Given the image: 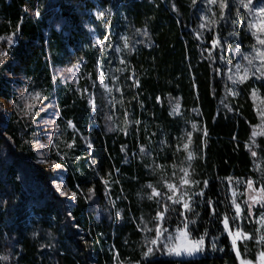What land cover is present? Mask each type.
Returning a JSON list of instances; mask_svg holds the SVG:
<instances>
[{
	"label": "trees",
	"instance_id": "16d2710c",
	"mask_svg": "<svg viewBox=\"0 0 264 264\" xmlns=\"http://www.w3.org/2000/svg\"><path fill=\"white\" fill-rule=\"evenodd\" d=\"M35 1L38 0H0V36L17 28L20 32L17 44L0 67V97L5 100L13 96L5 71L12 69L14 61L21 63L25 75L36 85L51 88L50 62L64 61L70 55L69 47H73L83 54L86 68L95 76L98 52L90 47L83 20L86 7L92 3L41 0L43 9L37 20L31 14ZM202 1L205 0H197L195 5L192 0H155L153 4L147 0L101 1L119 5L131 21V28L141 29L146 35L139 49L127 55L128 77L122 86L125 104L115 105L116 117L122 118L125 111L130 114V135L109 130L112 124L106 117L111 114L108 108L96 113L98 124L88 130L92 114L86 101L59 91L64 117L71 118L93 145L89 150L84 148L80 161L66 170V186L76 193L72 202L65 204L46 190L48 172L35 164L32 124L9 116L3 130L9 140L0 136V257H7L0 259V264H112L109 245L121 259L137 256V251L148 245L143 239L144 225L153 229L149 232V238H153L155 226L160 223L154 218L162 208L156 197L149 199L152 189L168 192L167 183H174L178 189L194 188L199 192L204 180L209 184L205 195L197 198L195 211L199 215L185 212V217L196 220L191 226V238L208 232L204 253L193 259L152 256L141 264H239L219 222L224 214H235L233 199L243 210L237 223L253 237L237 241L242 258L254 262L258 252L264 250V245L257 243L259 211L249 216L245 204L247 181L252 180L255 187L264 185V119L258 114L264 109V102L261 105L259 101L264 98V81L249 73V78L234 87L227 77L228 65L220 61L223 55L233 67L238 59L236 43L242 52H250L256 42L245 24L244 8H240L239 17L235 14L238 0H227L229 8L224 10L223 21L219 2L214 5L215 15L209 16L208 28L200 29ZM253 3L264 5V0ZM233 18L237 20L235 26L230 22ZM54 22L61 24V33L54 30ZM45 30L49 33L47 42ZM234 31L239 32L238 37L229 36ZM197 32L202 33L200 39ZM217 34L223 50L212 48L210 41ZM0 45L4 46V42L0 41ZM84 45L88 47L85 50ZM217 67L223 69L220 75L214 71ZM253 88L258 94H252ZM140 145L152 153L139 157ZM185 172L186 179L200 184L182 185ZM104 179L113 182L109 193L118 201L121 224H115L112 211L102 212ZM209 199L210 205L206 203ZM175 207L178 212L184 211L180 205ZM69 211L74 220L67 216ZM165 215L170 216L164 223L169 231L185 218L176 213ZM213 236L220 237L217 249L223 248V252L212 251Z\"/></svg>",
	"mask_w": 264,
	"mask_h": 264
},
{
	"label": "rangeland",
	"instance_id": "374dc122",
	"mask_svg": "<svg viewBox=\"0 0 264 264\" xmlns=\"http://www.w3.org/2000/svg\"><path fill=\"white\" fill-rule=\"evenodd\" d=\"M5 1L9 2L10 0ZM101 1L102 0H89L92 5L86 7L87 11L83 17L85 24L84 26L87 29L88 36L90 39V47L96 49L98 52L96 56V61L94 63L95 76H93L89 67L86 68L87 60L83 56V54H81V52H79L75 48L69 47L70 55L67 58H64V61L60 60L59 62L55 63L50 62V82L52 84L51 88H48V86L46 85H36L35 82L32 81V79L25 75L21 63L14 61L12 69L5 71V77L10 80L13 96L9 100H5L0 97V106H2L5 110L4 112H0V136H3L5 139L9 140L3 130L7 125V121L10 115H15L16 117L20 118L26 123V125L32 124L33 137L31 139V145L37 157L35 164L44 167L48 172L49 178L47 180L46 190L49 191V193H52L53 195L57 196L65 204H68L69 202L73 201L70 195H60V191H66L69 194L73 192L72 190L68 189L65 183L66 170L72 169L73 167H75L76 163L80 161V158L83 154L82 151L84 148L88 149L87 143H89L90 141L88 139V136L82 134V132L76 129V125L74 124L71 118L64 117L63 104H61L60 102L59 91L64 93L69 92L71 94H74L77 99H84L86 101L87 106L89 107L92 114L91 122L88 125V130L90 127L97 126L98 124L95 120L96 113L100 110L108 108L111 114H107L106 117H108V119L111 121V124L113 125L109 127V130H113L114 128V130L117 129V131H122L124 133L127 132L128 134L131 132L132 122L130 119V114L125 111V113L128 114L127 116L124 113L122 118H120L119 116L116 117L117 110L115 111V105L117 106L121 102L120 107H122V104H125L124 97L122 94V86L126 82V79L128 77V75L126 74L127 55L129 54V52H134L139 49L140 43L143 42V39L146 34L141 29L139 30L131 28V21L127 17L126 12H124L121 8L118 7L119 5L115 6L114 4H112L111 6L104 4ZM147 1L150 4H153L155 2V0ZM35 5L36 8L31 11V14L33 15L34 19L38 20L41 17V9H43V3L41 2V0H38ZM201 5L203 6V9H199V25L202 22L205 23L206 27L203 29L205 30L208 28V24L210 21L209 16L213 11L212 8L214 5H207L205 1H202ZM259 7H264V5L253 3V11L251 13L246 12L244 9L243 18L247 27L249 20H252L256 23L260 21L261 17L255 11V9H258ZM25 11L26 13L30 12L29 6L25 7ZM37 12L40 13L39 16L36 15ZM202 15L206 16L207 19L201 21L200 18ZM53 28L57 33H61L62 31L61 24L59 22H54ZM248 31L252 35V32L256 31V29L248 28ZM44 33L47 42L49 33H47L46 30L44 31ZM257 35H260V33L258 32ZM9 36H11L13 39V43L11 45H9L8 43ZM19 36L20 32L18 28L15 31H11L8 34L0 36V41L4 42V46L0 45V51H7L9 56L10 49H12L17 44ZM105 36L108 37L107 40L104 39ZM253 38L255 40L254 36ZM101 42H103V48H101ZM83 47L84 50L85 48H88L86 45H84ZM117 49H119V51H117ZM208 50L211 49L208 48ZM46 52L47 54H50L48 44H46ZM250 52L243 51L242 53L248 54ZM7 58H5V62ZM121 60H123L124 62L121 63ZM237 62L242 65L241 69L237 70L234 65L232 67V72H228L227 75V77L231 75L233 77V80H235L236 82L240 81L241 77H244V68L247 67V62L243 60L242 56H238L236 63ZM3 65H0V67ZM233 80L229 81L235 87L236 84L233 83ZM37 92H39L41 96L45 98L43 102L38 101L34 98V94ZM263 99L264 98L259 100L261 105L264 102ZM90 101H94L96 105L95 110L92 108ZM26 104L35 105V107L27 109L25 108ZM48 104H52L54 105V107H49L43 112L40 111V109L44 105ZM178 110L179 106L176 104L174 107V111L177 113ZM25 111H29L30 113H36L35 120H32L31 116H24ZM68 121H72L74 127H69ZM70 144L72 145L71 148L68 147V145ZM38 145L46 146L43 149L44 157L40 155V148L38 147ZM141 149H143V152L141 151ZM150 153H152V151ZM150 153L146 151L143 145H140L137 155L139 157H141V155L142 157H145L146 155L149 156ZM133 155L136 156V154ZM61 156H63L64 159H61ZM45 157L46 163H38L39 160ZM76 157H79V159H76ZM124 161L126 162L128 160L125 158ZM56 163L61 164L62 167L55 168L54 165ZM185 179L186 176L181 178L182 185ZM105 181H107V185L105 184ZM112 184L113 182L110 179H104L105 203L102 205V212L104 214H108L112 211L111 216H115V224H117L118 222V224H121L123 220L120 214L121 210L117 208L118 201L117 199H115L113 193H109ZM58 186H60L59 190ZM253 188L257 189V191L249 190L246 186V201L248 202V204L253 205L251 215L252 217L255 211L257 212L256 209H258L259 211L258 216L256 218V222L260 238L261 235H264V224H261L259 222L261 211H264V209L261 208L260 204H256L249 199L250 196L259 197L261 195L258 191L260 187H255L253 185ZM180 194V189H178L177 186L176 195L179 196ZM69 223L70 225H73L72 220H70ZM144 224L147 223L144 222ZM146 227L148 228V224ZM142 230L143 239L145 241H148L149 243L151 239L149 238L150 233L145 230V225ZM175 230L169 232L174 233ZM109 249L113 256L112 264H137L138 261L141 264V261L146 260L142 258V252L146 251V247L141 250L139 249V251H137V256H127L124 259L118 257L116 250L112 248L111 245H109ZM204 251L202 253H197L193 257H169L166 255H162L161 253H156L154 257L193 259L201 256ZM114 257L116 258L114 259ZM151 257L152 256L148 257L147 259ZM253 264H255V261L253 262Z\"/></svg>",
	"mask_w": 264,
	"mask_h": 264
},
{
	"label": "snow or ice",
	"instance_id": "6c2138e0",
	"mask_svg": "<svg viewBox=\"0 0 264 264\" xmlns=\"http://www.w3.org/2000/svg\"><path fill=\"white\" fill-rule=\"evenodd\" d=\"M207 5H217L219 2V7L221 9L220 13V20H225V13L224 10L229 8V4L227 0H205ZM197 3V0H192V4L195 5ZM253 5V0H238L235 14L237 17L240 16V8L243 7L246 12L251 13L253 11L252 8ZM174 7V6H173ZM255 11L259 14L261 17L260 21L258 23L253 22L252 20L248 21V28L249 29H256V31L252 32V35L255 37L256 44L252 46V52L245 54L241 52L240 49V44L237 42L235 45V53L237 56H242L243 60L247 62V67L244 68V77H241L240 82H243L245 78H249V73L251 76H254L256 80L258 81H264V7H259L258 9H255ZM39 12L36 13L37 16H39ZM212 15L214 16L215 13L213 12ZM201 21H204L207 19L206 16H201ZM231 24L235 26L237 24L236 19H231ZM216 23V22H213ZM241 27L244 26V21H240ZM206 27L205 23H201L199 25L200 29H204ZM209 31H212L211 28H209ZM260 33V35H257V33ZM202 33L197 32V39L201 38ZM230 37H238L239 32L234 31L229 33ZM105 40L108 39L107 36L104 38ZM211 45L212 48L215 49L217 47H221L223 50L221 38L219 35H214L211 39ZM225 43H227V38H225ZM8 43L11 45L13 43V39L11 36L8 37ZM101 48H103V42H101ZM207 50V49H205ZM119 51V49H117ZM8 52L7 51H0V65H3L5 62V58H7ZM220 61L222 64L228 65L227 71L229 73L232 72V65L228 60L225 59V57L222 55L220 57ZM258 61V63H257ZM124 61L121 60V63ZM242 65L237 62L235 64V68L237 70L241 69ZM254 69V71H253ZM215 73L217 75H220L221 72L223 71L222 68L217 67L214 69ZM229 80H233V77L231 75L228 76ZM233 83L236 84L237 82L233 80ZM227 87V86H226ZM257 89L253 88L252 89V94L255 95L257 93ZM34 98L37 99L38 101L43 102L45 99L39 92L34 94ZM92 108L95 110L96 105L94 101H90ZM18 107V106H17ZM35 105H29L26 104L25 108L31 109L34 108ZM49 107H54L52 104L44 105L40 111H45ZM19 110V108H18ZM5 110L3 109L2 106H0V112H4ZM258 114L262 119H264V109H261L258 111ZM127 116L128 114L125 113ZM24 116H31L32 120H35L36 118V113H30L29 111L24 112ZM23 118V117H22ZM137 124H139V121H136ZM68 126L69 127H74L72 121H68ZM195 127V125H193ZM128 133L125 132V135ZM207 130L205 129L204 131V136L207 137ZM40 148V155L44 157V151L43 149L46 147L45 145H38ZM69 148L72 147V145H68ZM88 149H91L93 147L92 143H87ZM187 147V145H185ZM123 150V147H122ZM143 152V149H141ZM251 155L253 157H256L257 153L255 151H252ZM61 159H64L63 156H61ZM76 159H79V157H76ZM38 163H46V157L39 160ZM55 168H61L62 165L59 163H56ZM188 173L185 172V176H187ZM22 179L23 177H18ZM103 179V178H101ZM262 180H264V176L261 177ZM105 184L107 185V181H105ZM183 184L185 185H199L200 181H195V180H188L185 179L183 181ZM209 181L204 180L203 181V188L199 192H196L194 188H187V189H180V195L177 196V186L174 184H167L168 192H162V191H156L155 188L152 189V196L149 197V199L156 197V203L159 208H162L161 211H157L156 217L154 219L160 221V223H157L155 226V235L153 238L150 239L148 245H145L146 251L142 252V258L147 259L150 256L156 255V253H161L162 255H166L169 257H181V256H187V257H193L197 253H202L204 251V243H205V237L208 236V232L205 231L204 234H202L199 238L197 239H191V234H192V225H195L196 220H190L188 217H185V212L192 213L194 216H198L199 213L195 211V207L197 206L198 200L197 198L203 197L205 195V189L208 187ZM58 186V190H59ZM149 188H152V185H148ZM247 189L252 190V191H257V189L253 188V181L248 180L247 181ZM91 193V189L89 190ZM259 193L261 194L259 197L257 196H250L249 199L252 200L256 204H260L261 208L264 209V185H262L259 188ZM61 196H69L71 197L72 200H75L76 198V193H68L66 191H60ZM187 196L188 199L185 200L184 197ZM236 196V193L233 192V197ZM90 198V197H89ZM171 202L170 204L168 202ZM207 204H211V200L209 199L206 201ZM232 204L235 209V214L234 215H229V214H224L223 219L220 220L219 222L222 223L223 225V231L227 232L228 238L231 241V248L235 252L236 259L239 260V264H253L252 260L242 258L241 251L238 247L237 241L239 239H244V240H249L252 239V236H249L247 233L243 232L242 229L240 228L239 224L237 223L241 219V214H242V208L239 203H236V200L233 199ZM245 204H247L248 207V215H252V204H248L247 201H245ZM175 205H180L184 211H177V208ZM166 213H176L179 217H185L184 220L181 222L180 225L177 226L175 232H169V229L167 227H164V223L166 222L167 219H170V216L166 217ZM118 214V213H117ZM119 215V214H118ZM213 215L215 216V212H213ZM67 216L70 217L72 220L75 218L72 216V212L69 211L67 212ZM261 224H264V211H261L260 214V221ZM230 224L234 226L230 227ZM76 227H79L78 225H75ZM145 230L148 232H152L153 229L147 228L145 226ZM220 239L219 236H213L211 239V249L212 251H221L223 252V248L217 249V241ZM258 244L264 245V235L260 236V239L257 241ZM116 257H114L115 259ZM0 259H7V257H0ZM137 264H140L138 261ZM179 264V262H177ZM255 264H264V251L258 252L255 260Z\"/></svg>",
	"mask_w": 264,
	"mask_h": 264
}]
</instances>
